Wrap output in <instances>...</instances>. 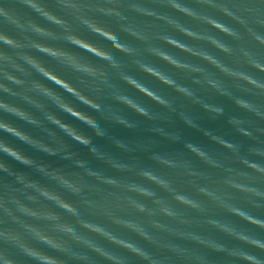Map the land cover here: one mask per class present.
Instances as JSON below:
<instances>
[{"label":"clouds","instance_id":"1","mask_svg":"<svg viewBox=\"0 0 264 264\" xmlns=\"http://www.w3.org/2000/svg\"><path fill=\"white\" fill-rule=\"evenodd\" d=\"M0 264H264V0H0Z\"/></svg>","mask_w":264,"mask_h":264},{"label":"water","instance_id":"2","mask_svg":"<svg viewBox=\"0 0 264 264\" xmlns=\"http://www.w3.org/2000/svg\"><path fill=\"white\" fill-rule=\"evenodd\" d=\"M162 67H164V66H162ZM150 83H154V82H150ZM161 91L165 94L171 95V93L167 89H161ZM212 102L221 105L223 108V115L220 118H217L215 120L207 118L205 116V114L201 113L196 107H191V108L185 107L183 110L190 113L194 117L195 122L200 129L207 130V131H209L213 134H216V135H224L225 138L231 139L233 141H240V138L236 137L231 132V129L225 124V119L228 116H235V115H239V114L232 108L230 102H228L227 100H225L223 98H213ZM178 110H181V109L178 108ZM16 123L21 125L26 131H29V132L33 131L32 129L23 125L22 122L17 121ZM145 127H146L145 125H141L137 129L135 134H130V133L125 132L124 130L119 129V128H110L108 130V134L113 136V137L121 138V139H125V140H135V139L148 138L149 134L146 131H144ZM170 130L178 133L181 136V138L185 141L197 143V144L203 145L204 147H207V148H213L214 147L212 145H209L207 143V141L200 135L199 132L184 128L183 125H181L179 123V121H176L174 118H173ZM151 138L156 139L154 136H152ZM7 139L10 142H12L13 144H15L21 151L25 152V154L30 155L36 159H42V160H44L45 163H48L51 166L58 167L62 163H64V162L56 161L54 158L43 157L39 153H34L26 145H23L17 141H14L11 137H8ZM89 142L91 144L98 145V146H100L106 150H110V149H107V145L105 144L104 141L89 138ZM175 147L176 146L166 145L163 143L158 144V150H162V151H171ZM74 151L76 152L75 156L73 157L74 160L81 161L82 163L85 164V166H92L93 165L94 162H92L90 160V158L87 157L85 154L80 153L78 150H74ZM15 167L20 168L21 166L15 165ZM21 170L26 171V172L29 171L28 169H21Z\"/></svg>","mask_w":264,"mask_h":264}]
</instances>
